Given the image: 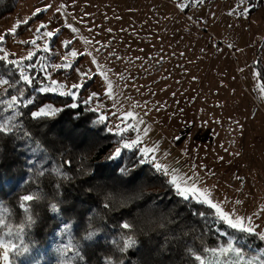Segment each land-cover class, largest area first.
<instances>
[{"label": "rangeland", "instance_id": "obj_1", "mask_svg": "<svg viewBox=\"0 0 264 264\" xmlns=\"http://www.w3.org/2000/svg\"><path fill=\"white\" fill-rule=\"evenodd\" d=\"M45 5L52 7L20 35L11 34ZM42 22L47 30L60 29L49 41L48 63L61 62L70 49L91 53L53 79L70 88L85 81L76 69L88 73L94 79L84 96L98 94L88 104L102 105L97 112L107 115V127L133 112L128 122L137 128L127 138L139 134L142 146H157V162L199 177L226 211L251 217L264 232V93L251 65L264 66L263 0H18L0 18V35L8 33L0 48L18 59L33 50L21 41L38 36L42 48L45 38L35 31ZM69 39L70 49L63 48ZM47 56L41 51L39 57ZM225 231L236 237L225 226L219 235ZM65 245L73 246L68 233L58 248Z\"/></svg>", "mask_w": 264, "mask_h": 264}, {"label": "trees", "instance_id": "obj_2", "mask_svg": "<svg viewBox=\"0 0 264 264\" xmlns=\"http://www.w3.org/2000/svg\"><path fill=\"white\" fill-rule=\"evenodd\" d=\"M17 1L0 0V18L14 11ZM40 15L30 16L27 24L20 23L15 35H20ZM47 54V60L51 61L52 53ZM251 65L256 67L264 93V66L259 60ZM29 72L37 84L41 83L39 77L43 78V74L38 67ZM62 73L64 70H56L52 76ZM0 76L14 82L18 73L3 61ZM93 79L83 82L75 100L57 93H35L36 85L26 88V96L64 110L54 118L32 120L28 113L35 109L29 106L14 123L30 132L31 139L19 131L0 135V220H3L0 235L29 248L24 255H13L12 264H108L109 260L111 264H196L188 249L202 252L203 248L225 244L226 237L217 231L223 225L213 223L210 214L207 220L194 215L193 210L206 213L211 210L199 204L186 205L150 164L138 163L141 157L136 149L124 150L118 162L107 160L117 147L118 137L109 133L105 125L95 124L99 113L90 111V105L83 103ZM5 87L0 86V91ZM10 94L14 90H9ZM72 103L78 108L65 107ZM10 115V111H0V118ZM120 167L128 168L135 179L129 182L121 176ZM57 170L70 179H62ZM40 171L45 174L39 175ZM137 191L142 196L122 206L121 201ZM36 192L42 198L33 202L30 213L37 222L17 236V227L26 215L18 206L19 197ZM109 195L111 200L106 199ZM52 203L59 205V213L50 210ZM105 203L109 207L105 208ZM161 217L172 221L163 229L159 227ZM124 220L133 223L134 229H121ZM64 224L70 225L67 231ZM9 231L13 233L11 237L6 236ZM89 231L95 232L91 240L85 238ZM66 233L78 248L79 256L69 251L65 257L58 250ZM124 233L134 235L138 243L121 252L120 237ZM235 243L249 254H261L264 249V241L256 235L236 232Z\"/></svg>", "mask_w": 264, "mask_h": 264}, {"label": "snow or ice", "instance_id": "obj_3", "mask_svg": "<svg viewBox=\"0 0 264 264\" xmlns=\"http://www.w3.org/2000/svg\"><path fill=\"white\" fill-rule=\"evenodd\" d=\"M179 6L181 7V9L186 7V5L184 4H181ZM51 7L52 5H45L44 8H36L32 13V16H36L43 11H47ZM249 10L250 9L246 7L243 9V12L247 14ZM59 11L60 9H57V12ZM28 22L29 19L18 22L17 25L14 26L13 29H11V34H16V28L19 27L20 23L27 24ZM67 27L70 28L73 33L77 31V29L72 27V25H67ZM42 29L44 31H41ZM35 31L37 34H40V36L45 38L43 47L41 48L37 44V39L40 38L39 36L31 40L21 41V43L32 46L33 50L28 51L26 56L19 57L18 59H10L9 57L12 54L4 52L3 49L0 48V52H3V55H0V62L7 61L15 68L18 73V78L14 82L0 76V85L6 86L2 91H0V111L11 112L10 116L0 118V135L15 134L17 131H19L22 133L23 137L31 139L30 132L23 130L19 123H14V121H16L18 117L23 116V109H27L29 108V106L35 109L28 113L32 120L54 118L64 110L63 108L55 107L50 103H42L39 99H34L31 95L26 96V88H30L33 85H36L34 88L35 93H57L61 96H69L73 100H75L77 96L75 90L80 89L84 86L83 83H75L70 88H68L65 84L52 78V71L73 69L74 61L79 56L85 54L91 56V53H78L75 49H70V46L72 44V40L70 39L61 41L62 47L70 50L67 51L66 54L61 58V62L50 64L47 62V57H39L38 53L40 51H43L46 54L51 52L49 41L53 40V38L56 36V33L59 32L60 29L57 28L54 30H47V25L42 22ZM7 34L8 33L0 35V44L3 43ZM69 57H71L72 59L70 60ZM92 62L94 64L96 63L95 58H93ZM37 67L40 68L45 76V80L39 84L36 83L35 77L29 72V69L35 71ZM76 71L80 74L81 81L90 78L88 73L82 72L80 69H76ZM98 72L103 76L104 80H108L107 74L102 67L98 68ZM18 85L23 86L20 87ZM9 90H14V94L9 95ZM106 92L111 97L112 92L110 84L108 85ZM97 95L98 94L95 92L91 93L88 100H85L83 103L87 105ZM65 107L77 109L78 105L76 103H72L66 105ZM99 107H102V105ZM99 107L89 110L96 112L99 111ZM129 118H135L134 113L131 111L126 112L121 119V123L116 124L113 127L106 126L105 122L108 119L107 115H100L97 120L94 121L95 124L105 125L106 130L109 133H113L118 137L116 141L117 147L107 157L108 161L118 162L123 158L124 150L131 151L133 149H136L141 157L138 163L140 165H144L146 163L150 164L157 173L165 178V183L168 185L169 190L172 191L175 196L179 197L183 202H185L186 205L199 204L211 210L210 213L193 210L194 215L207 220L208 215L210 214L213 223L223 225L227 229H232L235 232H240L248 235H256L258 239L264 241V232L256 231L251 217H242L236 213L235 209H233L231 212L226 211L224 209L223 202L214 200L212 193L208 188L199 186V177L185 176L181 174L179 170L169 169L164 164L157 162L156 156L154 155V153L158 151L157 146H142V140L139 134L131 139L127 138V133H129L130 131H134L137 128L135 124L128 122ZM140 131H143L145 134L147 133V129H141ZM176 139L178 140L179 137H177ZM37 146L39 147V145ZM65 163L68 164L70 163V161H66ZM57 172L62 179H70L66 174L60 172L59 170H57ZM118 172L121 176L127 177L129 182H132L135 179V176H133L131 171L126 167H120L118 169ZM38 174L44 175L45 173L43 171H40ZM141 196L142 192H134L132 195L123 199L121 201V204L122 206H126L134 200L139 199ZM41 198L42 196L39 192L28 193L19 197L18 206L26 215L24 222L17 227V236L23 234L26 228H32L36 224L37 221L30 213V209L33 202L40 200ZM106 199L111 200L112 197L109 195ZM236 203L239 204L240 201H236ZM104 207L107 208L109 207V205L105 203ZM50 210L53 213H59L61 211L57 203H52L50 205ZM171 222L172 221L168 218L161 217L159 221V227L163 229L168 223ZM2 223L3 220H0V224ZM57 227L60 228L59 225ZM69 227V224L63 225V229L65 231H67ZM120 227L121 229L129 231L134 229L133 223L127 220L122 221ZM217 231L219 232V229H217ZM222 234L224 236L230 237L225 244H220L214 248H203L202 252L191 248L188 249L189 254L192 256L196 264H264V249L260 250L261 254L246 253L241 246L233 243L235 237L231 236V233L225 231ZM12 235L13 233L11 231L6 234V236L8 237H11ZM94 235V231H89L85 238L91 240ZM137 243L138 241L134 235L124 233L120 237L119 250L121 252H124L129 248L135 247ZM58 250L62 255H66L69 251H74V254L79 256V250L74 245L72 247L65 245L63 248H60ZM28 251L29 248L27 246H19L11 239H6L4 235H0V264H12L13 255H24ZM62 264H64V262H62ZM108 264H111L110 260Z\"/></svg>", "mask_w": 264, "mask_h": 264}]
</instances>
